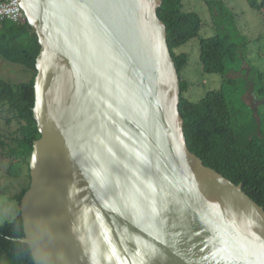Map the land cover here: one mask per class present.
Returning a JSON list of instances; mask_svg holds the SVG:
<instances>
[{"label": "water", "instance_id": "1", "mask_svg": "<svg viewBox=\"0 0 264 264\" xmlns=\"http://www.w3.org/2000/svg\"><path fill=\"white\" fill-rule=\"evenodd\" d=\"M162 0H21L39 137L35 264H264V208L189 150Z\"/></svg>", "mask_w": 264, "mask_h": 264}, {"label": "trees", "instance_id": "2", "mask_svg": "<svg viewBox=\"0 0 264 264\" xmlns=\"http://www.w3.org/2000/svg\"><path fill=\"white\" fill-rule=\"evenodd\" d=\"M206 5L215 33L198 38L200 70L218 74L221 79L211 90L196 93L189 90L183 71L188 54L177 48L198 36L201 18L197 11L186 7L184 0H162L158 17L167 30V43L179 76L178 110L183 118V133L190 151L235 184L264 208V74L248 58L249 38L235 24V15L226 0H202ZM258 10L264 0H246ZM37 35L24 22L0 20V55L13 63L34 70L27 82L17 84L0 79V107L7 106V121L14 120L16 128L8 133L13 144L4 142L0 133V150L10 160L11 175L19 176L18 165H28L33 141L39 137L32 115L34 104L33 78L35 59L39 52ZM249 71L245 73L244 66ZM183 77V78H182ZM252 89L262 102L251 106L245 96ZM16 159L17 161H14ZM28 184L14 195L19 205ZM24 229L19 208L9 220L0 224V264H35L29 245L19 239Z\"/></svg>", "mask_w": 264, "mask_h": 264}, {"label": "rangeland", "instance_id": "3", "mask_svg": "<svg viewBox=\"0 0 264 264\" xmlns=\"http://www.w3.org/2000/svg\"><path fill=\"white\" fill-rule=\"evenodd\" d=\"M184 2L187 8L191 7L192 10L197 11L201 18L198 36L177 48V50L188 54V62L182 75L184 79L188 80L189 90L192 89L198 93L200 90L214 89L216 82L221 79L218 74L201 72L198 62V38L211 36L215 33V28L210 13L202 0H184ZM226 5L235 15V24L237 23L242 33L249 38L248 58L256 66V69L264 74V5L258 10L250 8L246 0H226ZM244 69L245 73L249 71L246 65ZM33 75L34 70L31 68L8 61L0 55V79L17 84L29 81ZM245 100L255 107L262 102L254 95L251 88L246 94ZM8 115L7 106L0 107V133L6 135L5 143L13 144L8 133L16 128V123L14 120L7 121ZM6 149L3 147L2 151L0 150V224L16 214L19 205L14 195H17L28 184L27 168L29 170V167L26 160H21V165L17 166L19 176L13 177L10 174L12 171L10 160L3 153ZM14 161L17 160L14 159Z\"/></svg>", "mask_w": 264, "mask_h": 264}, {"label": "built area", "instance_id": "4", "mask_svg": "<svg viewBox=\"0 0 264 264\" xmlns=\"http://www.w3.org/2000/svg\"><path fill=\"white\" fill-rule=\"evenodd\" d=\"M0 20H10L16 23L26 21L21 0H0Z\"/></svg>", "mask_w": 264, "mask_h": 264}]
</instances>
